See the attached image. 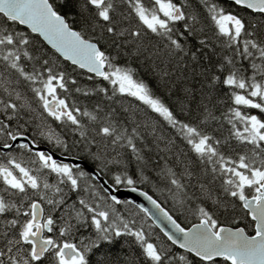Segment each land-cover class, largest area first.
Instances as JSON below:
<instances>
[{
	"label": "snow or ice",
	"instance_id": "6c2138e0",
	"mask_svg": "<svg viewBox=\"0 0 264 264\" xmlns=\"http://www.w3.org/2000/svg\"><path fill=\"white\" fill-rule=\"evenodd\" d=\"M133 60L169 85V99L177 93L183 116L198 113L196 123L138 78ZM0 64V147L10 150L0 163L8 197L0 196V264H264V0H0ZM74 73L96 82L77 93L119 94L120 107L69 105ZM21 81L31 100L12 87ZM221 91L231 101L223 139L201 127L218 119ZM158 123L191 156L177 154L179 172L161 156L149 176L145 153L159 149ZM149 128L151 144L141 132ZM37 138L48 151L34 150ZM120 186L151 208L118 200ZM180 217L195 222L182 226ZM146 221L165 239L152 242ZM120 237L132 238L139 256L106 251Z\"/></svg>",
	"mask_w": 264,
	"mask_h": 264
},
{
	"label": "trees",
	"instance_id": "16d2710c",
	"mask_svg": "<svg viewBox=\"0 0 264 264\" xmlns=\"http://www.w3.org/2000/svg\"><path fill=\"white\" fill-rule=\"evenodd\" d=\"M175 3H180L181 0H173ZM217 3H220L222 5H226L228 1L226 0H216ZM142 3L146 7H151V0H142ZM120 63H125L123 59L119 61ZM21 63H26L25 61H21ZM131 66L135 69L136 74L138 78L144 80L146 83L149 84V86L158 94L161 95L165 102L169 104V106L173 109L174 112L177 113L180 118L188 120L189 122L196 123L198 119V113L193 112L190 113L189 116L185 117L183 116L182 113H180L177 109L176 103L174 101L176 100V95L177 93L174 91L172 93V98L169 99V93H168V87L169 85L164 84L161 85L158 83V77L154 75L151 71V67L146 63L144 66H141L139 63H137L135 60L131 62ZM30 67V66H29ZM70 70V69H69ZM0 72H2V64H0ZM75 78L77 79V85H70L71 91L67 94L68 99L67 103L69 105H72L75 103L80 109L81 112L85 109L91 111L92 109L95 108L96 104L102 103L104 106H108L109 104H112V106L119 108V105L115 104V100L119 97V94H117L116 98H113L112 101H108L106 99H102L100 96L96 94H91L89 96H85L83 92L77 93L75 91V88L79 86L81 89H86V88H93L96 86L95 81H89L86 80L82 76H76V74H73ZM12 80L15 81L16 77L13 75ZM102 84L103 82L100 81ZM12 87H18L20 93L22 96H26L31 100V92L27 90V84L26 82L21 81L19 85H16L13 83ZM110 94V93H109ZM4 98L2 93H0V99ZM121 99H126L129 101L128 107L132 106L131 98H121ZM214 101H217L215 103V109L213 114L218 117L217 120L210 121L208 125H201L202 129L206 132H208L210 135L213 136H219L223 139L224 136L227 135V130L229 128V125L227 122L224 120V116L222 114L227 113V109L229 105L231 104V101L228 99L227 96L223 94V91L219 93V96L213 97ZM35 106V105H34ZM235 106V105H233ZM255 111V110H253ZM52 126L58 131L61 132L63 135L71 136V133L67 132V129H61L55 122H52ZM142 135L146 137L147 141L151 144L152 140L154 139V136L149 135L151 132V129H141ZM156 134L163 137V139L157 140V144H159V149H166L165 151L161 152L157 147L156 144H151V151L146 152L145 156L146 158H150V163L148 165V168L146 169V174L151 176L152 171L154 170V167L158 164H163L164 161H161L160 157L164 156L167 159V162L169 166L173 167L174 171L179 172V166L175 164V158L177 154L181 155L182 158H184V154L188 153V146L180 139L178 135H176L173 130L168 127L167 125H161L157 124L156 125ZM39 144H45L46 140H43L42 138H37ZM169 140H173V143L171 145L168 144ZM230 143L235 147L237 142L235 140L230 141ZM170 148L171 151L169 152L167 149ZM238 150L242 151V148H238ZM16 154L19 156V153L16 152ZM189 157L191 156L190 153H188ZM24 161L28 160L27 154L23 156H19ZM30 164V163H28ZM32 167V165L30 164ZM132 171H135V164L132 165ZM121 187V186H120ZM138 188L147 191L150 195H152L155 199H158V202L161 203L162 206H165L169 210L172 209V204L171 201H165L164 196L160 195L158 192L153 191L152 189V184H138ZM125 201V200H122ZM208 207H211V203L207 202ZM117 210L120 211L121 215L128 216L129 209L125 208L123 204L117 205ZM131 206H129L130 208ZM131 211L135 212L136 210L134 208H131ZM174 217H179L178 212H173ZM137 221H141L143 218V214H140L139 216L136 217ZM188 219H191L192 222H195L194 217H180L178 219V222L182 224V226H190L188 224ZM144 231L147 234L149 231L152 233V236L150 237L152 242H156V235L158 234L161 237V240H164L165 238L163 237V234L159 232V230L151 226V221H146L145 226H144ZM88 233L85 232V235ZM3 245V240L0 239V246ZM157 247H159V244H157ZM173 251H181L175 248V246H172ZM106 251L110 252L113 256H120L121 258L128 255L129 253H132L135 256H139L140 249L138 245L135 244V242L132 240L130 237H120L114 240V242L110 245L106 246ZM141 264H143V257H140Z\"/></svg>",
	"mask_w": 264,
	"mask_h": 264
},
{
	"label": "water",
	"instance_id": "95a60500",
	"mask_svg": "<svg viewBox=\"0 0 264 264\" xmlns=\"http://www.w3.org/2000/svg\"><path fill=\"white\" fill-rule=\"evenodd\" d=\"M228 1V0H226ZM1 151L2 152H8L10 151L9 149H4L3 147H0ZM34 150H41V151H48L49 148L48 146L46 145H43V144H36L34 146ZM54 156L57 158V159H61L62 157H60L58 154H55L53 153ZM84 167L86 169H90V165H88L87 162H84ZM140 189V188H139ZM140 191H144L142 189H140ZM117 197L118 200L122 201V200H125V201H132L133 204H140L142 205L143 207H146V208H151V205L148 203L147 200H145V198L143 196H141L139 194V191L137 192H132L130 191L128 188L126 187H119L117 192L114 193ZM149 194V193H148ZM150 195V194H149ZM154 198V197H153ZM155 199V198H154ZM166 226V225H165ZM158 229V228H157ZM159 230V229H158Z\"/></svg>",
	"mask_w": 264,
	"mask_h": 264
},
{
	"label": "flooded vegetation",
	"instance_id": "af4514ba",
	"mask_svg": "<svg viewBox=\"0 0 264 264\" xmlns=\"http://www.w3.org/2000/svg\"><path fill=\"white\" fill-rule=\"evenodd\" d=\"M37 144H39V143H37ZM46 144H47L46 146H48V148H49L48 143H46ZM43 145H45V144H43ZM19 151H20L19 149L16 150L17 153H19ZM0 163H6V159H5V156H4V152H2L1 149H0ZM4 187L5 186L3 185L2 180H0V196H4L5 199H7L8 198L7 197V194L3 191ZM0 219H2V217H0Z\"/></svg>",
	"mask_w": 264,
	"mask_h": 264
},
{
	"label": "rangeland",
	"instance_id": "374dc122",
	"mask_svg": "<svg viewBox=\"0 0 264 264\" xmlns=\"http://www.w3.org/2000/svg\"><path fill=\"white\" fill-rule=\"evenodd\" d=\"M20 159H21V158H20ZM28 167H30V168H31L30 164H28Z\"/></svg>",
	"mask_w": 264,
	"mask_h": 264
}]
</instances>
